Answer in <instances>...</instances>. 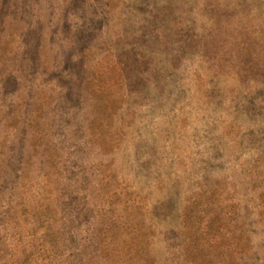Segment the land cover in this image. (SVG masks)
<instances>
[{
  "label": "rangeland",
  "instance_id": "obj_1",
  "mask_svg": "<svg viewBox=\"0 0 264 264\" xmlns=\"http://www.w3.org/2000/svg\"><path fill=\"white\" fill-rule=\"evenodd\" d=\"M0 264H264V0H0Z\"/></svg>",
  "mask_w": 264,
  "mask_h": 264
}]
</instances>
